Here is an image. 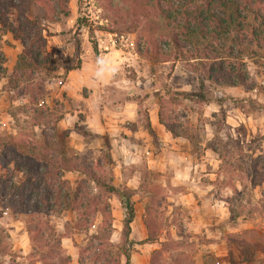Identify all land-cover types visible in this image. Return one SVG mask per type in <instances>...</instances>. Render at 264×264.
<instances>
[{
    "label": "rangeland",
    "instance_id": "obj_1",
    "mask_svg": "<svg viewBox=\"0 0 264 264\" xmlns=\"http://www.w3.org/2000/svg\"><path fill=\"white\" fill-rule=\"evenodd\" d=\"M104 2V0H68L70 10L68 17L61 15L59 22L43 21L44 28L50 34L47 37V49L53 57V64L52 71L42 70L39 77L54 75L61 77L44 82L49 91L38 105L30 103L27 97L11 99L2 89L7 81L1 78L0 134L40 140L43 137V131L54 132V127L64 131L66 130L64 128H72L75 124H79L78 129L85 132V137L81 138L72 133L68 138V145L74 147L76 144L80 146L82 142L85 143L87 147L84 154L103 162L107 182L113 180L116 186L126 184L140 186L143 168H146L148 158L153 160L160 147L157 136L149 133L147 142L140 143L136 147L127 146L126 151L129 152L126 154L123 144L119 143L126 137L123 131L113 133L115 135L107 133L103 140L88 133L87 125L96 126L100 123L109 125L111 121L104 116V111L99 112L95 109L89 111L82 99L67 95L56 97L50 94L51 92L61 93L63 85L66 84L64 62L72 59L71 66L76 67L79 61L81 63L84 61L85 77L104 81L106 84L103 88L109 92L111 99H123V95L120 94L122 90L132 92V98L140 108L137 110L140 112L137 113L136 122H142L143 125H146L149 117L155 116L152 111L154 108H159L163 89H170L173 94L189 90L197 92L200 90L202 82L200 79L204 73L198 63L192 60V56L198 52L192 47H188L186 52L190 53L179 60L152 63L140 57L135 50V42L140 35L145 34L144 32H123L121 35L115 34L109 37L107 35L109 32L105 31L104 27L119 29L125 27L114 25L113 13L103 7ZM38 9L39 6H35L34 12ZM79 17L85 18L88 27L78 28ZM247 23L253 25L259 24L260 21L256 20L252 14H248ZM238 40L240 42V39ZM4 41V34L0 32V52L4 50ZM77 42L80 43L78 55ZM242 42L244 45L241 48H246V54L240 58L244 60L248 73L247 89L238 87L230 92L228 90L231 89H228V86H218L213 81H208L205 83L204 90L208 96L206 103L181 101L179 97H177L179 99L175 97L174 104L170 101L171 104L163 106L172 112V115H169L170 118H177L178 122L187 128L185 132L189 136L183 135L176 137L175 141L174 139L166 141L168 152L165 155V163L167 165L162 169L152 167L151 171L154 174L146 175L145 179V182H149L152 186L144 187L157 189L153 191V195H149L150 201L147 192L139 193L138 202L144 210L149 208L150 216L158 226L159 241L167 242L168 252L159 264H264V250L259 252L252 262L245 263L240 262V254L235 248L227 244V236L231 234L248 229L264 232V179L258 185L253 184L251 170H249L252 160L264 162V49H259L255 46L256 44L247 47L246 41ZM6 43L11 49L3 67L11 71L15 65L14 59L18 45L9 41ZM94 46L97 53L94 51ZM226 47L236 50L233 58L230 59V62L236 63L239 60L237 59L238 47H234L232 41ZM100 66H103V71L108 75L95 73ZM48 73L50 75H47ZM76 83L72 81L71 90L78 91L85 97L89 96L92 91L91 85L78 86ZM168 98L165 99L168 100ZM222 111L226 114L225 119ZM213 115L216 116L213 117ZM79 116L85 117V123L79 122ZM125 124V122L121 123V126H126ZM137 125L138 123H133L129 127L136 129ZM107 128L111 130L109 126ZM139 140L141 141L142 138L140 137ZM209 142L215 143L228 161H222L219 154L208 149L206 145ZM141 147L145 149L142 150ZM151 148L153 152L155 151L154 154ZM169 152L172 154V159L168 158ZM111 154L120 161L121 159L129 160L130 155L137 156L138 165L136 167L126 165L122 175H119L116 172L119 168L116 171L114 169L113 165L116 163ZM260 167L262 166L259 164V175L264 174V169ZM136 169L141 171V174L138 172L139 174L134 176ZM66 178L74 182L80 176L66 175ZM24 179L23 172L13 169L15 185H20ZM174 186L183 187L175 188ZM185 186H213L211 191L215 196L214 199L224 202L223 209L228 216L223 234L217 233V226L208 225L206 228L208 230L202 232L193 228V216L197 207L181 201L180 193L186 192ZM94 192L97 190L94 189ZM7 198V192L0 189V231L3 233L1 237L8 243L11 251L7 256H0V264H42L39 262L38 253L52 249L56 252L59 249L57 246L59 241L61 244L59 253L61 257L70 258L69 264H80L82 257L88 258L84 264H105L108 259H111L109 264H118V262L126 264L123 252L125 247L128 249V244L122 237V225L118 221L122 217V212L118 205L112 207L113 231L110 240L105 241L107 243L103 245L91 237L98 230L101 220L99 217L93 225L79 230L74 228L75 222L71 212L60 213L54 210L50 214L54 233L48 234L46 231L47 237L44 240L47 243L35 248L34 253L37 254L30 256V254L21 255L12 251L16 241L21 245L24 244L22 236L27 230L26 217L22 214L14 215V212L8 211ZM153 199L155 201L152 202ZM200 207V210L205 209L202 205ZM212 232L219 235V239L213 237ZM62 235L72 237V242L67 241L63 244V239L60 238ZM222 241L225 242L224 246L221 245ZM214 243H218L221 251L224 249L220 256H216L212 251L216 248ZM134 247L133 245L131 249L134 250ZM11 254L13 255L10 256ZM94 254L98 256L93 257ZM45 262L50 264L53 260L44 258L43 264ZM55 262L58 261L55 260Z\"/></svg>",
    "mask_w": 264,
    "mask_h": 264
},
{
    "label": "trees",
    "instance_id": "obj_2",
    "mask_svg": "<svg viewBox=\"0 0 264 264\" xmlns=\"http://www.w3.org/2000/svg\"><path fill=\"white\" fill-rule=\"evenodd\" d=\"M104 1L103 7L113 13L114 25L125 28L108 26L103 29L117 35L123 32H144L145 34L140 35L135 42V50L148 62H174L190 53L186 52L188 47L198 51L192 56V60L198 63L204 73L200 79L202 81L200 90L173 94L170 89H163L164 92L160 96V123L174 137L189 135L185 132L187 128L178 122L177 118L169 117L172 112L163 107L165 104H171L170 101L173 103L175 97H179L181 101L206 103L208 96L204 90L208 81H213L218 86L246 88L248 73L244 60L240 58L246 54V48H241L244 45L242 41H246L247 47L256 44L259 49H264V0ZM35 6H39L36 12ZM248 14H252L260 23L248 24ZM61 15L63 17L70 15L68 0H0V32L10 33L23 48L11 71L3 67L6 58L0 52V79L7 80L3 91L5 90L11 99L27 97L30 103L38 105L47 94L44 82L60 77L54 75L40 78L39 73L42 70L52 71L53 64V57L47 49V37L50 34L44 28L43 21L59 22ZM77 22L80 29L88 27L85 18L79 17ZM230 41L234 47H238L239 60L234 64L230 59L236 50L226 47ZM94 51L97 53L95 46ZM79 52L80 43L77 42V55ZM64 63L65 74L81 67L80 61L76 67H72V59ZM222 115L225 119L223 111ZM78 128L77 126L76 130L83 133ZM53 131H43L40 140L0 134V189L7 192V209L14 212V215L22 214L26 217V228L32 246L30 256L37 254L34 253L35 248L47 243L44 240L47 237L46 231L48 234L54 233L50 222V214L54 210L60 213L75 212L77 221L74 228L79 230L93 225L97 217H100L98 230L91 237L99 241L100 245L107 243L105 241L110 240L113 231L110 199L117 195L124 209L122 237L128 244V249L125 247L123 255L126 264H130L131 248L134 245L130 240L131 224L135 218V205L132 200L134 191L125 186L117 187L113 180L107 182L101 160L96 161L68 145L70 135L68 130L60 131L54 127ZM206 147L219 154L222 161H228L215 143L209 142ZM252 161L249 167L251 180L253 184L258 185L264 179V174L258 173L259 164L262 166L260 168L264 169V162L257 159ZM13 169L25 175L20 185L13 182ZM67 174H75L80 178L72 182L66 178ZM158 184L154 185L159 186ZM150 185L149 182L144 184ZM94 189L97 192H94ZM156 189L146 187L145 191L153 195ZM150 215L149 208H146L144 222L148 237L145 242L158 241V226ZM2 235L0 231V256H7L11 251ZM62 237L64 236L60 238ZM227 238V244L233 246L240 254V262H252L258 253L264 250V232L258 229L244 230L228 235ZM160 244L161 247L152 253L150 264H159L168 252L167 242ZM59 245L57 246L61 249ZM59 249L56 252L53 249L43 251L44 253L39 252V262L43 264L44 258H51L53 262L50 264H69L70 258L61 257ZM96 256L98 255H93ZM87 259L82 257L81 263ZM109 263L111 259L105 261V264Z\"/></svg>",
    "mask_w": 264,
    "mask_h": 264
},
{
    "label": "crops",
    "instance_id": "obj_3",
    "mask_svg": "<svg viewBox=\"0 0 264 264\" xmlns=\"http://www.w3.org/2000/svg\"><path fill=\"white\" fill-rule=\"evenodd\" d=\"M3 34H4L5 41L3 43L4 44V50L2 53L4 54L6 59L9 58V53H10V49H11L10 46L6 42L9 41V42L14 43L15 45H18V48H16L17 54H16L15 59H14L15 64H16L18 55L22 52V49H23L22 45L19 41L13 39V36L10 33H6V34L3 33ZM110 48L113 49V47H110ZM6 52H7V55H6ZM111 53H113V52L111 51ZM81 65L82 66L80 68L71 70L67 74H65V71H64V75H66L67 80H66V84H64L62 89H61V93L51 92L50 94H52L53 96H56V97H59L60 95H67L68 97L74 96V97H76V99H82L89 111H92L94 109L99 111V112L104 111L103 112L104 116L105 117L107 116V118L111 121V124L106 125V123H104V124L100 123L99 125H96V126H92L91 124L87 125L88 133L94 134L95 136L99 137L100 140H103L104 135H106L107 133H109L110 135H115L113 133L123 131V133L126 135V137H124L122 139L123 142L120 141L119 143L123 144V148H124V151L126 154H127V152H129V151H126L127 146L128 147H133V146L136 147V146H139L140 143L144 144L145 142H147L149 137H150L149 133H153L154 136H157L158 144L160 147L157 149L156 155L152 158L153 160H150V158H148L149 161L146 162V168L145 167L143 168L144 172H143L142 182H141L140 186H130L129 184L125 185V187L134 191V195H133L132 200H133L134 205H135V218L131 224V234H130V240L132 242L135 241L134 242L135 247H134V250H132V252H131L130 264H150L152 253L161 247V244H160L161 241H159V239H158V241H155V242H145V240L148 237V230H147V227H146L145 222H144V218L146 216V209L144 210L141 207V203L138 202L139 193L147 192V191H145L146 187H144V184H145L146 175L154 174V172L151 171L152 167L162 169L167 165L165 163L166 162L165 155L168 152L167 147H166L167 146L166 141H171L172 139H174L173 141H175L176 137H174L166 129V127L160 123V120H159L160 106H159V108L153 109L152 112L154 113L155 116L149 117L146 125H143L142 122H136V117L138 115L137 113L140 112V111L138 112L137 110H139L140 108H139V104L135 101L134 98H132L133 93L129 92V90H122L123 92H120V94L123 95V99H111L109 92L105 88H103L104 87L103 85H105L106 83L104 81H102L101 79L96 81L92 78L85 77L86 71H85L84 61H83V63H81ZM100 65H101V63H100ZM14 67H15V65H14ZM97 69L98 70H96L95 73H100L102 75L106 74V72L103 71L104 70L103 66L102 67L100 66L99 68L97 67ZM106 75H108V74H106ZM73 80L75 82H77L76 85L78 84V86H83V85H87V84L91 85L92 91L90 92L89 96L85 97L82 94H79L78 91H72L70 85H71ZM227 88L231 89V90H228L231 92V91H233L232 89H235L238 87H227ZM47 91H49L48 88H47ZM71 116L73 117L74 115H71ZM225 118H226V114H225ZM79 119H80L79 122L85 123V117L84 116H79ZM124 122L126 123L125 124L126 126H121V123H124ZM133 123H138V125H137L138 127L136 129L134 127H129L131 124L133 125ZM225 123H226V121H225ZM77 126H79V124H75L74 127H72V128L68 127V128H64V129H66L70 132L69 136H71V134L74 133L76 135L81 136V138H84L85 134L77 131L76 130ZM108 126L110 127L111 130H108V128H107ZM140 137L142 138L141 141L139 140ZM114 141H117V140L114 139ZM121 144H119V145H121ZM85 147H87V145L82 142V144L80 146L76 144L73 148L76 151H78L79 153L84 154ZM141 149L143 150V149H145V147L144 148L141 147ZM151 150H152V154H154L155 151L153 152V148H151ZM175 152L176 151H174V154H176ZM147 153L151 154L149 151H147ZM111 156L116 163L113 165L115 171L117 168H119L118 171H116L119 175H122V170L124 169V167L126 165H131V166L136 167L138 165V162H139L138 157L134 156V155H130L129 160H127V161H125L123 159H121V161H120L119 159H117L115 157L114 154H111ZM120 157H122V156H120ZM168 158L172 159L171 152H169ZM125 159H127V158L125 157ZM96 161H98V160H96ZM102 165L104 166L103 162H102ZM178 165L181 166V164H178ZM138 172L141 174V171L136 169L134 176H137L139 174ZM67 175H75V174H67ZM76 176H78V175H76ZM120 186H123V185H118L117 187H120ZM174 187L177 188V187H183V186H174ZM211 188H213V186H185L186 192L180 193L181 194V201H186L188 204H192V206L197 207L196 212L194 213V216H193V218H194L193 228L196 231H200V232L207 231L208 229H206V228L208 225H210V226H217L218 227V229H216L217 233L223 234V229H225L224 225L226 224L228 216L225 214V211L223 209L224 202L214 199L215 196L212 193ZM149 195H150V193L147 192V196H148L149 201H150ZM110 204L112 207H113V205H118L121 209L122 217H124V209L122 207L120 198L117 195L112 196V198L110 199ZM200 204L203 207H205L204 210H200V208H201ZM2 208L4 209L3 206H2ZM65 212H68V213L71 212L72 217H73V221L76 223V221H77L76 213L73 211H65ZM122 217H120V220H118L121 223V225H122V220H123V219L121 220ZM99 219H101V218L99 217ZM100 222H101V220H100ZM212 234H213V237H215L216 239H219V235L214 234L213 232H212ZM22 238H23L22 241L24 242V244L21 245L19 242L16 241L15 246L12 248V251H15L16 253L21 254V255L30 254L32 252V246L30 243V238H29V234H28L27 230L24 232V236H22ZM71 238L72 237H70V236L62 237V239H63L62 243L65 244V242H67V241L72 242ZM158 238H159V235H158ZM8 239H9V237H8ZM217 244L218 243H214V246L216 248H214L212 251L215 253L216 256H220L221 252L224 251V249H222V251H221V247H219V245H217ZM224 244H225V242L222 241L221 245L224 246ZM80 264H84V263H80Z\"/></svg>",
    "mask_w": 264,
    "mask_h": 264
},
{
    "label": "built area",
    "instance_id": "obj_4",
    "mask_svg": "<svg viewBox=\"0 0 264 264\" xmlns=\"http://www.w3.org/2000/svg\"><path fill=\"white\" fill-rule=\"evenodd\" d=\"M107 35L109 36V37H113V36H115V34H113V33H107Z\"/></svg>",
    "mask_w": 264,
    "mask_h": 264
}]
</instances>
